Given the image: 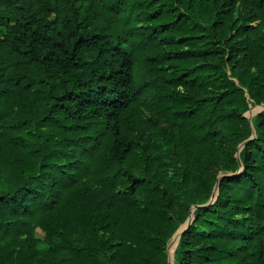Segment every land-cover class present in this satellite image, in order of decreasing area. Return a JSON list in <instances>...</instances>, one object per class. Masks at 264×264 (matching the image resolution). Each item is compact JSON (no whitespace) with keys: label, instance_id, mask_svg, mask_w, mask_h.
Segmentation results:
<instances>
[{"label":"trees","instance_id":"trees-1","mask_svg":"<svg viewBox=\"0 0 264 264\" xmlns=\"http://www.w3.org/2000/svg\"><path fill=\"white\" fill-rule=\"evenodd\" d=\"M262 103L264 0H0V264H264Z\"/></svg>","mask_w":264,"mask_h":264},{"label":"rangeland","instance_id":"rangeland-1","mask_svg":"<svg viewBox=\"0 0 264 264\" xmlns=\"http://www.w3.org/2000/svg\"><path fill=\"white\" fill-rule=\"evenodd\" d=\"M264 110V103H262V104H251V106H250V108H249V110L244 114V116H246L247 118H248V120H249V123H250V126H251V128L253 129V132H254V125H253V122H254V119L258 116V114L260 113V112H262ZM255 133V132H254ZM240 147H241V145H240ZM224 173H221L219 176H222ZM199 206V205H198ZM193 207V206H192ZM192 209V208H191ZM190 216H191V214H190ZM189 216V217H190ZM188 217V218H189ZM187 221V220H186ZM185 221V222H186ZM184 222V223H185ZM183 224V223H182ZM182 224L180 225V227L182 226ZM179 227V228H180ZM178 228V229H179ZM178 229L174 232V234L173 235H175V233L178 231ZM40 234H41V236H43V234L40 232ZM171 236V238L168 240V243H167V247H166V250H167V253H168V258H169V260H170V264H172V262L174 261V264H177V262H176V260H175V250H176V248H177V246H176V248H175V250H174V253H172V250H171V246H170V243L172 242V239H173V237L174 236ZM181 237V236H180ZM40 248H41V250H45L46 248H47V246H46V244H40ZM172 255H173V261H172Z\"/></svg>","mask_w":264,"mask_h":264},{"label":"bare ground","instance_id":"bare-ground-1","mask_svg":"<svg viewBox=\"0 0 264 264\" xmlns=\"http://www.w3.org/2000/svg\"><path fill=\"white\" fill-rule=\"evenodd\" d=\"M193 216H194V214L192 213V215L189 217V219H187V221L182 224V226L178 229V231L175 233V235H173L174 237L172 239V242L170 243L172 253H174V250L178 244V240H180L179 238H180V235H181L183 229L191 222ZM172 261H173V255H172ZM172 264H174V261L172 262Z\"/></svg>","mask_w":264,"mask_h":264},{"label":"water","instance_id":"water-1","mask_svg":"<svg viewBox=\"0 0 264 264\" xmlns=\"http://www.w3.org/2000/svg\"><path fill=\"white\" fill-rule=\"evenodd\" d=\"M246 142V141H245ZM245 142L244 143H242L241 144V147H240V149H239V152H240V150L242 149V147L244 146V144H245ZM238 157H239V153H238ZM240 159V158H239ZM217 196H218V183H217V185H216V191H215V193H214V195L212 196V198H211V200L213 201L214 199H216L217 198ZM211 201V202H212ZM200 206V205H199ZM198 207V205H194L193 207H192V209H191V215H192V213L194 212V210L196 209ZM189 219V218H188ZM193 220H194V216H193V218H192V220H191V222L183 229V231H182V233L189 227V225L193 222ZM182 233H181V235H182ZM180 235V236H181ZM180 239V238H179ZM178 243H179V240H178ZM178 245V244H177ZM169 262H170V260H169Z\"/></svg>","mask_w":264,"mask_h":264}]
</instances>
